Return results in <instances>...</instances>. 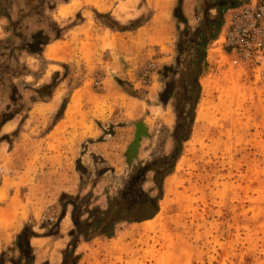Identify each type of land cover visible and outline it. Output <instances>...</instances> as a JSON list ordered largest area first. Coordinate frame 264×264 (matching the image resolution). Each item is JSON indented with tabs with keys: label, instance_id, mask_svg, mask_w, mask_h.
<instances>
[{
	"label": "rangeland",
	"instance_id": "obj_1",
	"mask_svg": "<svg viewBox=\"0 0 264 264\" xmlns=\"http://www.w3.org/2000/svg\"><path fill=\"white\" fill-rule=\"evenodd\" d=\"M70 1L1 0L0 12L12 19L24 7L30 16L14 28L21 37L8 21L0 34V179L5 176L9 184L16 179L23 187L18 195L27 204L24 210H30L24 244L31 232L59 235L49 260L46 246L34 264H55L70 241L71 201L85 220L91 209H105L118 198L138 173L142 192L158 194L153 170L168 166L175 111L189 95L182 79L190 76L186 67L193 52L177 49L178 33L190 43L204 9L203 0H172L159 19L152 0H109L110 12L84 6L85 19L80 12L59 19L53 7ZM40 2L36 15L30 8ZM208 14L214 17L216 11ZM37 32L60 39L58 61L41 56L44 45L40 51L30 46ZM220 32L205 47L207 67L199 77L190 138L171 173L161 178L157 214L148 222L118 224L114 238L119 241L110 248L118 254L110 260L98 252L104 238L80 244L78 264H264V65L227 54ZM168 87L170 98L163 105ZM75 95L74 107L70 99ZM130 100L138 104L134 111L127 106ZM137 121L147 127L149 138L141 139L128 168L123 154ZM98 122L105 130L111 129L109 123L125 124L111 139ZM103 136L98 146L82 142ZM92 152L102 154L103 162L94 161ZM137 187L134 183L130 193ZM4 251L7 261L17 256ZM30 259L33 264L27 253L23 264Z\"/></svg>",
	"mask_w": 264,
	"mask_h": 264
},
{
	"label": "trees",
	"instance_id": "obj_2",
	"mask_svg": "<svg viewBox=\"0 0 264 264\" xmlns=\"http://www.w3.org/2000/svg\"><path fill=\"white\" fill-rule=\"evenodd\" d=\"M41 1V0H39ZM67 1V0H63ZM43 2V1H42ZM204 9H203V18L198 21V25L193 30L194 38L189 43L188 37L183 33H178V41L176 43L177 49L181 53H187L190 49L193 52V57L191 61L187 64V69L190 71L188 75L189 78L182 79L185 80V84L182 86L184 93H188L186 98V104L189 107V110L185 112V105H182V108L175 111V123L171 133V150L168 155L165 157V164L168 166L166 169H155L153 170L152 182L156 187L158 194L154 197H151L148 194L142 192L139 187V182L141 180V174L138 173L134 177H130L129 181L124 187V190L120 193L119 197L108 202V205L105 209H91L88 212V217L85 220H81L79 214L77 215L75 202L71 201L73 205V210L71 213V221L73 224V229L69 232L70 241L66 244L64 249L61 251V262L59 264H77L80 256L75 253L76 245L78 239H82L85 242H89L96 237L103 238H112L115 234L116 226L120 223H138L148 219L153 218L158 210V201L162 197V182L161 178L164 175L171 173L174 163L179 157L183 143L190 138L191 128L195 117V107L198 103L201 87L199 84V77L205 71L207 67L205 59V47L209 41L213 40L224 21V14L228 9L238 6L241 4L240 0H213L210 3H207V0H203ZM43 3H38L36 8H30L31 11L36 12V15L41 13L37 11L39 6L43 7ZM0 0V8H1ZM21 9V8H20ZM17 12L15 19L9 17L8 13L0 12V16L7 19L13 27L12 32L16 35L14 28L19 26L25 17H29V13H25L26 9L20 10ZM33 9V10H32ZM214 9L216 15L214 17L209 16V11ZM38 12V13H37ZM17 37H21L16 35ZM34 43L30 46L38 47L37 50L40 51L41 46L48 44L51 40L42 35V32H37L34 37ZM12 50H17L16 47H13ZM0 74H4L3 71H0ZM184 75V74H183ZM187 80V82H186ZM16 88H13L12 101H17L16 98ZM185 95V94H184ZM166 164V165H167ZM134 183H137L138 187L136 192L130 193V189ZM77 199V198H76ZM63 217V213L61 217ZM57 228V225L54 226ZM25 229L18 235L17 241H20V238L25 234ZM33 232L29 236H34ZM31 264V259L27 262Z\"/></svg>",
	"mask_w": 264,
	"mask_h": 264
},
{
	"label": "crops",
	"instance_id": "obj_3",
	"mask_svg": "<svg viewBox=\"0 0 264 264\" xmlns=\"http://www.w3.org/2000/svg\"><path fill=\"white\" fill-rule=\"evenodd\" d=\"M95 1H96L97 6L95 4H93V2H95ZM108 1L109 0H71L68 4H66V3L63 5L56 4V6L53 7V11L55 12V14H57V17L59 19H63V18L68 19V18H71L73 16H77L79 14V12H80L81 16H83V18L85 19L86 15H85L84 11L86 9H84V6L90 7L94 13L95 12H110L109 8H108L109 7ZM183 1H185V0H183ZM73 3H75V4H73ZM61 6H69L67 9L68 12L66 15H60L59 14V9ZM110 14H112V13H110ZM227 14H228L227 12L224 14V19L226 18ZM11 18H13V17H11ZM4 21H7V19L0 16V34L3 33V22ZM84 23H86V20H83V22H81L79 25H75L72 28H67L65 30V35L68 34V32H70L72 29H75L76 27H80V26L84 25ZM59 40L60 39L53 40V41L49 42L48 44L44 45L43 49H41V56H43L44 58L49 59V60L58 61L61 58L60 56H62V55H60L59 51L57 50V45H56ZM162 40L163 39H161V41ZM49 51H50V53H49ZM113 81H115V83L120 87L119 89L121 90L122 85H119L116 82L115 76H113ZM122 92L126 93L123 89H122ZM72 99H70L71 103H72ZM69 104H70V102L67 103V106ZM165 105H167V103ZM67 106H66L64 113H66V111L68 110ZM96 122H97V119H96ZM123 124H125V123L117 122V123H109L108 124V126H111V129L109 130V131H111V134L109 135V137L111 139L115 138L117 129H122L124 127ZM98 125H100V127L103 126V124H101V123L99 124V122H98ZM104 126H105V124H104ZM100 131H102V128H100ZM147 132H148V130H147ZM97 139H98V137L96 139L85 138L82 142L87 143L88 140H93V141H95L94 143H92V144L87 143L88 147L98 146V145H101L105 142L106 137L103 138V140L99 141V142H97ZM140 143H141V141H140ZM3 146L4 145L2 143H0V150H2ZM88 147H87V150H89ZM139 148H140V145H139ZM139 148H138V152H139ZM8 153H7V155L11 154V153H9V154ZM92 153H94V152H92ZM101 156H103V155L101 154L100 157ZM137 156H138V154H137ZM8 158H10V156ZM102 160H103V157H102ZM104 160H105V157H104ZM11 182H12V184L7 183L5 176H3L2 179H0V258H1V256L3 257V259H4L2 262L3 264H7V263L8 264H23V258H26V255L23 252V249L21 250V247L17 244V242H18L17 237L22 232V230L25 228L26 220H29V218H30V215L29 214L27 215V213H26V212H30V210L29 209L24 210V207L27 206V204H25L24 200L20 198V195H18L19 193H22V189H23L22 185L20 183H17L16 179H13V181H11ZM3 212H7L8 214L5 215V217H3L2 216ZM64 217L65 216L63 215V217L60 218L59 221L64 219ZM50 238H52V239H50ZM98 238H100V237H96L89 242H85L82 239H80L77 242L75 252H76V250L80 244L89 245V244H92V242H94V240H96ZM101 238H103V237H101ZM104 239L106 240V243H105V245H103V243H102V245L104 246V247H102L103 250L98 251V252L100 254L106 256L109 260L111 258H115L117 256L118 252L116 251V249H110V248L115 246V244L119 240L115 239L114 236L112 238H109V239H107V238H104ZM57 240H59L58 234L56 236H51V235L28 236V238L25 240V245L28 248V253L30 254L31 258H33V264H34V262H36L37 257H40L43 254L42 250L46 246H47V250L49 248V250L46 251V255L48 256L47 258L49 260V257L51 255V253L53 252V250H51L52 248L50 249V246H52L53 243L57 242ZM6 248H7V251H9V253L13 252L12 254H17L18 257L14 255L15 259H11L9 257L8 261H7L5 259L7 257L6 256L7 253H5V251H4ZM61 251L59 252V257H57V259H55V264H59L61 262ZM4 253H5V255H4ZM76 254H78V253H76ZM80 260H81V255H80L79 261ZM79 261H78V263H79ZM48 262H50V261H48ZM109 263H111V262H109Z\"/></svg>",
	"mask_w": 264,
	"mask_h": 264
},
{
	"label": "built area",
	"instance_id": "obj_4",
	"mask_svg": "<svg viewBox=\"0 0 264 264\" xmlns=\"http://www.w3.org/2000/svg\"><path fill=\"white\" fill-rule=\"evenodd\" d=\"M221 27L223 50L239 60L264 65V0H245L227 10Z\"/></svg>",
	"mask_w": 264,
	"mask_h": 264
},
{
	"label": "water",
	"instance_id": "obj_5",
	"mask_svg": "<svg viewBox=\"0 0 264 264\" xmlns=\"http://www.w3.org/2000/svg\"><path fill=\"white\" fill-rule=\"evenodd\" d=\"M116 82L121 85V81L116 79ZM168 101V98L166 99H161V103L163 105H165ZM135 132L133 134V139L131 140V142L127 145L126 149H125V153L123 154V157L125 159V164L127 165V167H131V165L133 164V162L136 160L137 158V154H138V148L140 145V141L143 138H149V134L147 132V127L143 124L142 121H137L135 123H133ZM104 134L110 135L111 131H103ZM103 137L97 139V142L102 141ZM95 141L93 140H88L87 143H94ZM85 148V151H87V147L86 145L83 146ZM90 156L94 159V161H97V159L101 162H103L102 158L100 156H96L95 154L91 153Z\"/></svg>",
	"mask_w": 264,
	"mask_h": 264
},
{
	"label": "bare ground",
	"instance_id": "obj_6",
	"mask_svg": "<svg viewBox=\"0 0 264 264\" xmlns=\"http://www.w3.org/2000/svg\"><path fill=\"white\" fill-rule=\"evenodd\" d=\"M153 2V5L155 6V9L157 11V17L159 19H161L164 15H165V11L166 9L169 8V6H171L172 4V0H152ZM76 3V2H75ZM73 3V4H75ZM93 4L96 5V1L93 2ZM97 6V5H96ZM69 6H61L60 9H59V14L60 15H66L67 14V9H68ZM50 53V51H49ZM151 89V88H150ZM153 89V88H152ZM78 104V97L77 95H75L72 99V106H77ZM137 102H135L134 100H130L128 103H127V106L131 107V109L134 111V109L137 107ZM151 113L155 114V115H158V111L156 108H151ZM164 119V118H163ZM165 122H167L166 119H164ZM147 222L149 220H146Z\"/></svg>",
	"mask_w": 264,
	"mask_h": 264
},
{
	"label": "flooded vegetation",
	"instance_id": "obj_7",
	"mask_svg": "<svg viewBox=\"0 0 264 264\" xmlns=\"http://www.w3.org/2000/svg\"><path fill=\"white\" fill-rule=\"evenodd\" d=\"M170 88L168 87V88H166L165 89V91H164V93H163V97H162V99H166V98H168V101H169V98H170V90H169ZM168 101H167V103H168ZM102 128V131H104L105 130V128L102 126L101 127ZM110 130V129H109ZM109 130H105V131H109ZM106 134H104V136H105ZM104 136H103V138H104ZM101 173H105V170H103V171H101ZM132 177H134L135 178V175H133V176H131V178ZM17 244L21 247V250L23 249V252L25 253V255H27V253H28V248L26 247V245L24 244V238L23 237H21L20 238V241L19 242H17Z\"/></svg>",
	"mask_w": 264,
	"mask_h": 264
}]
</instances>
